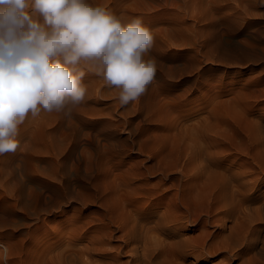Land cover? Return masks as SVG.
<instances>
[{"label":"rangeland","instance_id":"obj_1","mask_svg":"<svg viewBox=\"0 0 264 264\" xmlns=\"http://www.w3.org/2000/svg\"><path fill=\"white\" fill-rule=\"evenodd\" d=\"M89 2L124 20L143 18L154 37L145 58L155 60L156 75L141 97L121 107L120 89L81 62L86 95L71 117L42 110L19 127L16 152L0 155V245L9 249L8 264H35V247L65 236L79 224L74 218L92 221L95 186L127 176L134 165H153L151 147L175 120L224 131L219 149L231 155L244 144L249 121L262 116L264 124V108L239 109L245 83L264 77L257 49L258 39L264 42V0Z\"/></svg>","mask_w":264,"mask_h":264},{"label":"bare ground","instance_id":"obj_2","mask_svg":"<svg viewBox=\"0 0 264 264\" xmlns=\"http://www.w3.org/2000/svg\"><path fill=\"white\" fill-rule=\"evenodd\" d=\"M257 49L262 60L261 39ZM239 107L244 114L264 108V77L245 83ZM260 119L249 121L243 131L245 142L236 144L235 155L219 149L226 140L224 131L175 120L151 147L153 165L142 169L134 165L127 176L114 175L95 186V218L86 223L74 218L72 223L79 224L65 236L48 240L40 251L35 247L31 261L187 264L191 257L193 261L216 259L213 264L235 260L264 264V124ZM152 172L159 175L154 181Z\"/></svg>","mask_w":264,"mask_h":264},{"label":"clouds","instance_id":"obj_3","mask_svg":"<svg viewBox=\"0 0 264 264\" xmlns=\"http://www.w3.org/2000/svg\"><path fill=\"white\" fill-rule=\"evenodd\" d=\"M152 31L142 17L128 20L89 0H0V155L16 152L19 127L45 112L71 117L85 99L81 62L125 107L154 81L146 59ZM3 264L9 249L0 245Z\"/></svg>","mask_w":264,"mask_h":264}]
</instances>
